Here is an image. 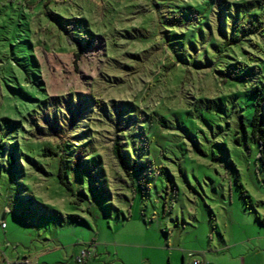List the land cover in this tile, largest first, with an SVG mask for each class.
I'll list each match as a JSON object with an SVG mask.
<instances>
[{
    "label": "rangeland",
    "instance_id": "obj_1",
    "mask_svg": "<svg viewBox=\"0 0 264 264\" xmlns=\"http://www.w3.org/2000/svg\"><path fill=\"white\" fill-rule=\"evenodd\" d=\"M263 26L264 0H0V264H236Z\"/></svg>",
    "mask_w": 264,
    "mask_h": 264
},
{
    "label": "trees",
    "instance_id": "obj_2",
    "mask_svg": "<svg viewBox=\"0 0 264 264\" xmlns=\"http://www.w3.org/2000/svg\"><path fill=\"white\" fill-rule=\"evenodd\" d=\"M264 28V26L262 27ZM78 35V34H77ZM80 41H86L84 46L89 47L90 45L88 44V41L85 40L84 37H81L78 35ZM81 45V43L79 44ZM87 45V46H86ZM77 56L78 53H75ZM247 58L250 60L256 61V57L253 56L252 54L248 53ZM255 73L259 76L258 81H255V85L252 87V93L254 97V105H253V110H252V115H251V137L253 140L256 141L258 144V150H259V156L264 159V73L255 66ZM243 126V123L241 124ZM112 152L116 159L121 162L122 161V150H121V142L119 141V138L116 137L113 140L112 144ZM11 156L7 155L8 161L10 160Z\"/></svg>",
    "mask_w": 264,
    "mask_h": 264
},
{
    "label": "crops",
    "instance_id": "obj_3",
    "mask_svg": "<svg viewBox=\"0 0 264 264\" xmlns=\"http://www.w3.org/2000/svg\"><path fill=\"white\" fill-rule=\"evenodd\" d=\"M254 239V247H247L245 251L238 255V261L236 264H264V235L261 232L256 233V235L249 237L247 239H242L239 241L240 245L245 244L247 241ZM229 246L227 250H230Z\"/></svg>",
    "mask_w": 264,
    "mask_h": 264
},
{
    "label": "built area",
    "instance_id": "obj_4",
    "mask_svg": "<svg viewBox=\"0 0 264 264\" xmlns=\"http://www.w3.org/2000/svg\"><path fill=\"white\" fill-rule=\"evenodd\" d=\"M84 256H85V251L83 250L81 256L78 257V262L80 261L82 262ZM190 264H200V262L195 259V260H192Z\"/></svg>",
    "mask_w": 264,
    "mask_h": 264
}]
</instances>
